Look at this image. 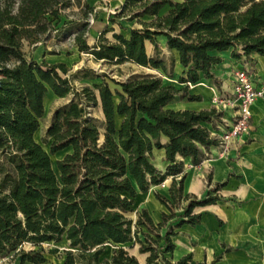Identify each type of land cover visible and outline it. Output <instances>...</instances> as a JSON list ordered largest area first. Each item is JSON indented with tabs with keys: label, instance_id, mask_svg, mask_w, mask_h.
<instances>
[{
	"label": "trees",
	"instance_id": "trees-1",
	"mask_svg": "<svg viewBox=\"0 0 264 264\" xmlns=\"http://www.w3.org/2000/svg\"><path fill=\"white\" fill-rule=\"evenodd\" d=\"M71 1L0 0V256L12 252L20 264H41L46 258L38 247L63 239L68 249L62 264H140L125 244L137 245L145 255L143 264H187L190 253L169 259L172 237L181 225L200 222L201 214L193 209L221 200L218 191L225 182L211 184L207 176L204 197L184 193L178 157L196 166L217 147L212 130L222 124L223 114L214 107L174 110L166 105L176 97L200 101L199 94L188 92V84L201 78L219 85L212 66L221 57L212 52L232 48L233 58L264 57V0H123L108 21L120 28L121 20L139 27L128 28L125 35L106 25L92 45L87 42L89 19L94 22L97 12L85 2L79 5L80 17L64 15ZM107 32H113V40L105 37ZM65 36L95 61L130 62L171 79L174 59L170 69L158 57L157 38L162 37L177 53V85L137 74L124 81L109 78L115 85L111 90L105 74L86 68L71 72L64 62L28 60L23 52L24 42L36 46L45 38ZM145 41L155 55L146 53ZM75 80L92 84L76 87ZM48 91L68 99L52 112L46 151L34 134ZM96 106L99 122L91 118ZM154 149H163V168L152 162ZM63 150L54 169L50 155ZM168 177V197L153 192L165 207L161 220L153 222L144 208L135 211L134 220L129 217L137 193ZM24 243L36 248L25 250ZM106 243L116 246L109 259L100 258Z\"/></svg>",
	"mask_w": 264,
	"mask_h": 264
},
{
	"label": "crops",
	"instance_id": "crops-1",
	"mask_svg": "<svg viewBox=\"0 0 264 264\" xmlns=\"http://www.w3.org/2000/svg\"><path fill=\"white\" fill-rule=\"evenodd\" d=\"M98 20L96 18L93 24ZM102 22L101 29L95 30L96 37L107 25L106 21ZM93 28L94 26L89 28L87 35L93 33ZM147 45L151 44L145 41V50ZM36 49L39 50V46H36ZM232 51L230 48L212 52L213 55L221 57V62L212 66L219 85L212 79L201 78L195 84H188V92L199 94L200 101L176 97L166 107L174 110L215 108L211 102L212 96L215 93H228L233 72L246 65L250 66L256 84L264 81L263 56L252 53L248 58L243 55L233 58ZM236 52L241 54L239 49ZM172 53L176 57L175 70L180 74L177 53L174 50ZM45 56L42 51L39 61L42 59L47 61ZM222 114L221 126L218 125L217 129L212 130V134L217 137L222 134L224 126L231 122V110H224ZM161 141L165 142L166 139L162 138ZM152 153L155 155L152 162L163 168L165 164L163 149H154ZM178 158L183 162L184 193L204 197L208 190L207 176H210L211 184L215 182L225 184L218 191L221 200L193 209V213L201 214L198 224L194 226L183 224L176 229L177 234L172 237L175 248L168 255L169 259L174 262L190 253L191 260L187 264H264V96L258 97L251 105L248 133L230 140L225 151L221 152L218 147L210 148L209 154L196 166L190 163L188 157ZM170 181L171 178L168 177L162 183L150 187L160 189L156 191L168 197ZM140 195V201L144 202L143 208L147 210L153 222H159L165 207L152 192L147 191ZM180 211L179 209L176 212ZM135 255L139 263L143 264L145 255L138 252Z\"/></svg>",
	"mask_w": 264,
	"mask_h": 264
},
{
	"label": "rangeland",
	"instance_id": "rangeland-1",
	"mask_svg": "<svg viewBox=\"0 0 264 264\" xmlns=\"http://www.w3.org/2000/svg\"><path fill=\"white\" fill-rule=\"evenodd\" d=\"M173 1H181V0H173ZM77 0H72L71 5L64 9V15H68L70 17H80L82 15L83 7L80 9L79 5H84L85 2H87L90 6L94 7V10L98 14V21L97 23L93 24V21L89 19L90 27L94 26L93 33L90 35H87V42L89 45H92L96 40V32L95 30L101 29L102 27V20L107 22V25H112L113 32L116 33H123L127 34L128 28H137L139 27L134 22H128L126 20H121V24L123 27L120 28L119 25L116 23L111 24L108 20L113 16L116 9L123 3V0H79V4L77 6ZM168 9V6H165L162 10L159 11V14L164 13ZM90 17V16H88ZM148 20L149 18H144ZM113 32H107L105 34V37L108 40H113L112 33ZM158 48H159V55L158 57L163 58L165 60V63L170 69H172L171 63H173V59L175 61L174 67H173V77L171 79L163 78L161 72L156 69H151L148 67H141L136 64L130 63V62H123L120 64H114V63H106L103 61H95L91 55L79 53L75 46L73 45L72 36H65L64 38H61L60 40H56L55 38H45L43 42L37 43L36 46H39V50H35L36 46L28 45L27 43H23L22 49L26 56V58L29 59H36L39 62L40 54L43 51L45 53V58L47 62H64L66 66L70 69L71 72H75L79 69L86 68V69H92L98 74H105L106 80L111 88V90H114L115 85L109 78H113L114 80L118 81H124L130 78L133 75L137 74H153L155 76H160L162 81L164 83H172L176 84L177 77L179 76V72L175 70L176 65V57L170 51L167 49L162 37H158ZM146 52L149 56L155 55V52L151 45H147ZM174 80V81H173ZM91 85V80H75L74 85L76 87H80L83 85ZM68 97L65 98H56L52 93H48L43 99V105H44V113L42 118L40 119L39 128L34 134V139L41 144V146L48 151V140L45 136V129L47 125L50 123L52 112L55 108L63 105L67 101ZM116 100V97H115ZM91 118L100 121L102 118L101 111L99 107H91ZM64 150L57 152L53 155H50V161L52 164V167L55 169V161L62 157L64 154ZM155 155L153 156L154 159ZM157 166H160L157 164ZM162 188V187H158ZM156 190L160 189H153L149 188V192H154ZM158 192V191H157ZM140 193L138 192L134 201L133 210L134 212H131L128 214L129 217H131L133 220L135 219V211H139L141 208H143L144 202L140 201ZM146 200V198H145ZM179 211V210H178ZM22 248L25 250L28 249H35L36 247L24 243L22 245ZM116 246H114L111 243H106L104 245L103 254L100 258H110L113 249H115ZM124 248L132 255H135L137 253V245H130L125 244ZM38 249L44 254L46 261L41 264H62V260L64 257V250L68 249V243L65 240H60L58 242H44L42 243ZM136 256V255H135ZM0 264H20L19 259L17 257L13 256V253H6L2 256H0ZM23 264H30V263H23Z\"/></svg>",
	"mask_w": 264,
	"mask_h": 264
},
{
	"label": "built area",
	"instance_id": "built-area-1",
	"mask_svg": "<svg viewBox=\"0 0 264 264\" xmlns=\"http://www.w3.org/2000/svg\"><path fill=\"white\" fill-rule=\"evenodd\" d=\"M262 96H264V81L255 83L249 65L233 72V80L228 93H215L212 96L211 102L216 110L221 112L224 110L232 111L231 122L224 126L222 134L218 137L217 147L221 152L227 149L230 140L248 133L251 105L258 97Z\"/></svg>",
	"mask_w": 264,
	"mask_h": 264
}]
</instances>
